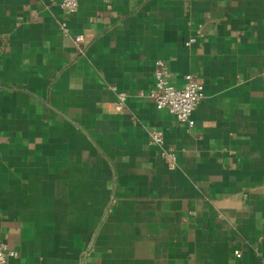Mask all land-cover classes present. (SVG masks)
<instances>
[{"label":"crops","instance_id":"0c3cea01","mask_svg":"<svg viewBox=\"0 0 264 264\" xmlns=\"http://www.w3.org/2000/svg\"><path fill=\"white\" fill-rule=\"evenodd\" d=\"M157 59L203 83L193 128L142 94ZM0 242L6 264H260L264 0H0Z\"/></svg>","mask_w":264,"mask_h":264},{"label":"built area","instance_id":"2783aa9c","mask_svg":"<svg viewBox=\"0 0 264 264\" xmlns=\"http://www.w3.org/2000/svg\"><path fill=\"white\" fill-rule=\"evenodd\" d=\"M57 4L62 9L65 15H74L78 10L79 0H56ZM60 29L68 34V28L65 23L60 25ZM72 39L76 45L83 50L84 47V35L73 34ZM196 39L194 37L189 38L186 41V45H191ZM144 96L151 99L157 109L167 110L173 115L176 120L189 129L195 126V120L193 113L202 100L205 98V91L203 83L193 73H187L185 75V83L182 87L175 86L170 81V69L167 63L163 59H157L154 65L153 73V86L148 93H142ZM118 102L115 105L116 110L123 107L126 100V94L124 92L118 93ZM150 142L152 144L163 146L164 135L162 131H152L150 133ZM162 154L168 158L169 164L173 166L175 164L176 155L173 151L163 150ZM235 256L241 257V251L235 250ZM18 251L9 247L5 242H0V264H6L11 257H18ZM260 264H264V259H260Z\"/></svg>","mask_w":264,"mask_h":264}]
</instances>
